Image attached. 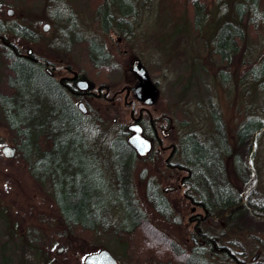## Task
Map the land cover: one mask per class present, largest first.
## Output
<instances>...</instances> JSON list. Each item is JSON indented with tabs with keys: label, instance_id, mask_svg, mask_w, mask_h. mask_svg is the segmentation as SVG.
Here are the masks:
<instances>
[{
	"label": "rangeland",
	"instance_id": "374dc122",
	"mask_svg": "<svg viewBox=\"0 0 264 264\" xmlns=\"http://www.w3.org/2000/svg\"><path fill=\"white\" fill-rule=\"evenodd\" d=\"M101 1L0 0V19L4 25H26L32 31L33 38L12 30L3 33L21 51L30 47L37 55L51 60L64 58L95 87L112 86L107 99L86 98L89 106L86 129L91 135V146L96 149L92 160H101L108 166L110 142L122 126H127L121 122L130 121V108L123 96L115 95V90L138 82L132 70L135 58L146 67L151 90L157 89L151 109L157 118L165 114L169 120L168 142L175 141L178 145L179 138L188 132L207 139L214 129V111L220 112L232 143L236 141L238 125L248 115L264 117V91L249 93V85L244 90L241 80L242 71L263 52L264 28L248 30V38L233 56L231 67H226L207 44L229 13L231 0H138L139 14L132 20L130 33L116 30L109 33L102 29L97 12ZM196 2L204 3L207 9L202 28L194 23ZM8 8L14 9L12 15H8ZM224 9L228 12L225 15ZM183 19L187 20L186 28L179 29ZM47 22L50 25L45 30ZM93 40L109 53L102 65L93 60L90 48ZM7 53L0 41L2 93L6 91L10 73ZM11 100L14 105L20 102L19 97ZM2 106L0 103V264H84L86 254L103 247L119 260L118 256L123 254L128 262L158 264L178 261L175 246L187 256L196 245L208 250V264H237L225 253L234 254L240 262L264 264V211L255 212L251 206L264 202V130L257 141L255 161L248 165V183L238 175L233 160H226L227 178L242 196L243 204L249 207L240 217L228 223L209 216L203 207L185 196L181 178L186 172L168 169L163 157L153 156L151 160H137L131 176L137 201L149 225L118 236L109 230L94 232L64 223L52 196L55 183L61 192L68 186L62 156L57 166L53 156L41 158L35 170L50 168L46 176L32 173L31 163L20 149L15 157H6L2 147L18 146L19 139L9 128ZM61 118L56 114L54 119L62 124ZM66 130L65 126H57L60 134ZM174 160L181 161L179 153ZM151 181L168 200L169 214L160 212L149 200L147 184ZM190 194L199 193L191 190ZM211 238L213 243L208 240Z\"/></svg>",
	"mask_w": 264,
	"mask_h": 264
},
{
	"label": "trees",
	"instance_id": "16d2710c",
	"mask_svg": "<svg viewBox=\"0 0 264 264\" xmlns=\"http://www.w3.org/2000/svg\"><path fill=\"white\" fill-rule=\"evenodd\" d=\"M119 1L102 0L98 5L97 12L105 32L132 31V20L139 14L138 0ZM228 7L229 13L227 9L222 11L223 15L228 13L226 18L207 42L226 67L232 64L241 43L248 38V30L259 26L264 28V0H231ZM206 10L204 3L196 2L193 15L196 27L202 28L200 24L205 20ZM185 19L181 20L179 29L186 28ZM2 23L0 20L1 33L12 30L17 35L33 38L32 31L26 25ZM81 38L78 36V39ZM90 48L93 60L97 65H102L109 53L94 40ZM6 56L10 73L6 78L5 93L0 92L3 115L19 139L18 150L30 161L33 174L46 176L51 172L50 168L35 170L41 158L47 155L55 158L54 166L63 160L62 168L69 179L68 186L66 191L61 192L55 183L52 196L64 223L94 232L109 230L118 236L133 233L142 225H149L132 184L131 176L138 154L129 143L127 133L121 129L111 140L108 166L98 159L92 160L91 155H95L93 152L96 149L87 144L91 141L86 129L87 116L82 117L78 111L74 112L73 102L64 88L51 81L47 74L41 73L29 58L9 52ZM223 77L227 80L228 75L224 73ZM241 80L244 90L249 85V93L256 95L257 90L264 91V49L242 71ZM15 97H19L20 102L14 105L11 99ZM29 109L34 112L31 113ZM56 114L62 117V124L60 120L54 119ZM213 118L214 129L207 139L188 132L179 138L178 152L181 164L191 170L189 178L192 190L199 193L192 195L194 200L201 201L212 218H221L230 223L249 207L243 204L242 196L235 192L227 178L226 160H233L238 175L248 183V165L255 161L257 141L264 130V117L248 115L238 125L235 143L229 140L220 112L214 111ZM59 125L67 127L65 134L57 132ZM239 147L246 151L245 154L236 149ZM54 152L57 153L54 155ZM147 195L160 212L169 214L168 200L152 181L147 184ZM251 206L255 212L264 211V202ZM260 206V209H256ZM208 240L214 242L213 238ZM172 245L175 246L174 243ZM122 248L126 250L124 245ZM173 251L177 253L178 261L166 260L158 264H208V250L203 246H194L187 256L177 246ZM118 257L123 264H136L128 262L123 254Z\"/></svg>",
	"mask_w": 264,
	"mask_h": 264
},
{
	"label": "flooded vegetation",
	"instance_id": "af4514ba",
	"mask_svg": "<svg viewBox=\"0 0 264 264\" xmlns=\"http://www.w3.org/2000/svg\"><path fill=\"white\" fill-rule=\"evenodd\" d=\"M1 20V19H0ZM3 24V23H2ZM109 33L114 32L107 31ZM121 40L123 37L118 36ZM0 41L4 44L3 48L6 49L7 52L12 53L16 56H23L29 58L33 64H35L40 72L47 74L50 76L56 85H60L64 88L66 93L69 95L70 99L74 105V112L77 111L83 117L87 116L89 112V106L87 105L86 98L91 97L92 99L102 100L107 99L109 97V93L112 91V86L110 84H99L97 87L91 84L89 80L82 74V72L73 66L71 62L64 60V58H57L56 60L48 59L47 57H42L37 55L32 48H27V50H20L21 48L17 46L15 43H12L8 40L3 33L0 32ZM29 50H32L31 57L27 54ZM139 58H135L133 65L136 60ZM140 61V59H139ZM141 63V61H140ZM133 70V66H132ZM134 71V70H133ZM137 75V73L134 71ZM149 75V74H148ZM138 77V82L135 85L125 84L122 88L115 90L117 96L124 97L125 105L130 108V121L129 122H121L127 124L125 128L122 126V130L127 133V138H129L130 134L134 131L130 129V125L132 123H139L142 126V134L151 140L152 146L151 149L144 155L139 154L136 148L131 144L135 152H137L136 162L137 160L141 159H148L154 156L163 157L164 158V165L168 169H177L180 171H185L184 177L181 178V183L184 185V194L189 200L194 203L195 205H200L204 207L201 201L194 200L193 196L190 194L193 186L191 185V180L189 178L191 170L189 167L184 166L181 162L174 160L177 153H179L178 145L175 141H167V138L170 136L171 131L166 130L169 127V120L166 118V115L162 118H157L154 114L153 109L151 106L156 102L157 89L154 87L151 90V78L149 76V80L146 84H144L143 88L138 92L135 91V87L140 83V77ZM86 79L89 83L88 89H81L79 87V80ZM150 93H153L150 94ZM124 94V95H123ZM153 101L148 103L147 100L151 98ZM83 101L85 103L86 110L84 111L80 107V102ZM117 121V118L114 119V122ZM91 141L87 142V144L91 147ZM168 152V154H167ZM91 153V151H90ZM167 154V155H166ZM101 161V160H100ZM134 164V167L136 165ZM134 169V168H133ZM201 230L199 231V233ZM196 240V239H195ZM198 244V242L196 241ZM201 246V245H199ZM232 256L235 259L237 264H248L246 262H240L236 256L232 253L227 255ZM249 264H257L256 262H251Z\"/></svg>",
	"mask_w": 264,
	"mask_h": 264
},
{
	"label": "water",
	"instance_id": "95a60500",
	"mask_svg": "<svg viewBox=\"0 0 264 264\" xmlns=\"http://www.w3.org/2000/svg\"><path fill=\"white\" fill-rule=\"evenodd\" d=\"M7 12L8 15H12L14 13V9L8 8ZM49 25L50 24L47 22L44 24L43 28L47 30L49 28ZM31 52L32 50H29L27 55L32 58ZM133 70L140 77V83L135 87V91L138 92L143 88L144 84L148 82L149 75L146 67L140 63L139 59L135 61L133 65ZM79 87L83 90L88 89L89 87L88 81L86 79H80ZM150 94L153 95V93ZM152 101L153 99L151 96V98H149L147 102L151 103ZM79 105L84 111L86 110L85 103L83 101H81ZM129 127L130 129L134 130L128 138L129 142L136 148L139 154L141 155L146 154L151 149L152 146L151 140L142 134V126L139 123H132ZM17 151H18V147L13 144H5L2 147L3 154L8 158L15 157ZM84 264H123V263L114 255V253L110 249L103 247L86 254L84 257Z\"/></svg>",
	"mask_w": 264,
	"mask_h": 264
}]
</instances>
